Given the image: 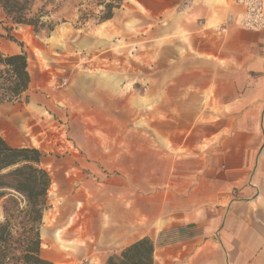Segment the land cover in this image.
Instances as JSON below:
<instances>
[{
    "label": "crops",
    "instance_id": "1",
    "mask_svg": "<svg viewBox=\"0 0 264 264\" xmlns=\"http://www.w3.org/2000/svg\"><path fill=\"white\" fill-rule=\"evenodd\" d=\"M240 11L158 0V190L100 198L95 264H264V29L227 23Z\"/></svg>",
    "mask_w": 264,
    "mask_h": 264
},
{
    "label": "rangeland",
    "instance_id": "2",
    "mask_svg": "<svg viewBox=\"0 0 264 264\" xmlns=\"http://www.w3.org/2000/svg\"><path fill=\"white\" fill-rule=\"evenodd\" d=\"M91 8L33 0L29 15L43 10L53 26L36 31L11 23L0 7V48L24 51L30 73L28 99L0 104V135L43 155L51 183L41 248L53 264H95L89 227L106 216L94 214L105 193L116 204L128 190L131 199L158 190V67H169L160 52L170 57L172 46L158 45V0H124L107 20H81L80 10ZM174 47L186 53V43ZM55 231L70 246L61 257L52 255L60 250Z\"/></svg>",
    "mask_w": 264,
    "mask_h": 264
},
{
    "label": "trees",
    "instance_id": "3",
    "mask_svg": "<svg viewBox=\"0 0 264 264\" xmlns=\"http://www.w3.org/2000/svg\"><path fill=\"white\" fill-rule=\"evenodd\" d=\"M81 20L94 16L98 21L111 18L124 0H85ZM33 0H0V7L14 24H27L38 31L51 30L43 21L44 11L29 15ZM98 7L97 13L92 9ZM9 30V28H7ZM2 35L0 34V37ZM30 83L27 54L0 50V104L28 99ZM42 153L29 146H14L0 135V264H53L42 256L40 226L47 208V191L51 183L48 171L41 166Z\"/></svg>",
    "mask_w": 264,
    "mask_h": 264
},
{
    "label": "built area",
    "instance_id": "4",
    "mask_svg": "<svg viewBox=\"0 0 264 264\" xmlns=\"http://www.w3.org/2000/svg\"><path fill=\"white\" fill-rule=\"evenodd\" d=\"M241 11L227 16V23H233L250 30L264 29V0H234Z\"/></svg>",
    "mask_w": 264,
    "mask_h": 264
}]
</instances>
